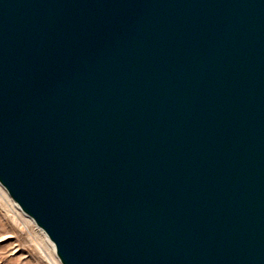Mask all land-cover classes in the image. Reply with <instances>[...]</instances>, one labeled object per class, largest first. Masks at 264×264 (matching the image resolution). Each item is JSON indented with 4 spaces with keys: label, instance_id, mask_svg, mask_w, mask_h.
<instances>
[{
    "label": "water",
    "instance_id": "obj_1",
    "mask_svg": "<svg viewBox=\"0 0 264 264\" xmlns=\"http://www.w3.org/2000/svg\"><path fill=\"white\" fill-rule=\"evenodd\" d=\"M0 185L61 264H264V0H0Z\"/></svg>",
    "mask_w": 264,
    "mask_h": 264
},
{
    "label": "rangeland",
    "instance_id": "obj_2",
    "mask_svg": "<svg viewBox=\"0 0 264 264\" xmlns=\"http://www.w3.org/2000/svg\"><path fill=\"white\" fill-rule=\"evenodd\" d=\"M3 191L0 185V264H61L45 233Z\"/></svg>",
    "mask_w": 264,
    "mask_h": 264
},
{
    "label": "bare ground",
    "instance_id": "obj_3",
    "mask_svg": "<svg viewBox=\"0 0 264 264\" xmlns=\"http://www.w3.org/2000/svg\"><path fill=\"white\" fill-rule=\"evenodd\" d=\"M1 193H3V194H4V193H6V192H5V191H3V192H1ZM14 206L17 208V206H16V205H14ZM30 220H31V219H30ZM44 236H45V235H44ZM43 238H44V237H43ZM46 239H47V241H48V238H47V236H46ZM45 242H46V241H45ZM48 242H49V241H48ZM49 245H50V248H51V250L53 251V245H52L50 242H49ZM54 257H55V256H54ZM53 263H54V264H59V263H58V261H57V259H55V258H54V261H53Z\"/></svg>",
    "mask_w": 264,
    "mask_h": 264
}]
</instances>
